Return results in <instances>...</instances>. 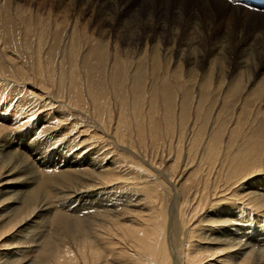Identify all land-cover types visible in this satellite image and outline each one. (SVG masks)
<instances>
[{
	"label": "rangeland",
	"instance_id": "rangeland-1",
	"mask_svg": "<svg viewBox=\"0 0 264 264\" xmlns=\"http://www.w3.org/2000/svg\"><path fill=\"white\" fill-rule=\"evenodd\" d=\"M226 3L0 0V99L12 101L9 113L0 109V124L5 127H0V136L14 131L15 140L27 141L24 147L9 149L10 160L25 159L30 175L39 177L57 168L80 167L74 154L90 146L95 148L94 164L120 178L106 184L96 181V187L87 190L88 198H100L99 191L117 187L115 194L128 196L120 209L145 212L142 198L153 197L146 202L156 201L154 208L162 220L168 223L174 208L178 222L180 212L192 218L187 228L192 222L224 218L218 210L240 206L237 197L247 188L260 192L264 188V11L245 13ZM36 129L52 146L44 151L43 162L35 160L34 147L28 143ZM97 163L85 167L101 170ZM145 184L155 188V195L150 196ZM37 185L33 181L21 188ZM49 185L43 186L41 196L50 207L25 229L28 238L25 233L17 238L12 230L0 241L7 239L9 248H26L17 255L28 258L24 264L46 259V245L30 249L41 240L34 238L31 228L35 232L37 225L43 226V233H52L57 211L83 219L91 210L78 209V201L66 203L61 197L64 188ZM218 190L225 191L215 194ZM225 195L230 198L224 199ZM4 197L0 195V215L7 212ZM251 215V224L264 231V217ZM95 217L90 221L100 223L103 234L108 222ZM58 232L66 245L78 247L80 231ZM48 259L45 263L53 261Z\"/></svg>",
	"mask_w": 264,
	"mask_h": 264
},
{
	"label": "bare ground",
	"instance_id": "bare-ground-1",
	"mask_svg": "<svg viewBox=\"0 0 264 264\" xmlns=\"http://www.w3.org/2000/svg\"><path fill=\"white\" fill-rule=\"evenodd\" d=\"M214 1L222 2L224 6L228 4L226 2H229L230 4L233 5V8L235 10H239L243 8V12L245 13L255 12V11H250L249 8L245 6L243 2L247 0H214ZM4 54H8V53H4ZM246 62L247 63L249 62V58L246 60ZM38 93L37 96H39ZM8 97L10 98V96ZM2 100L0 99V104L2 105L0 109L3 110L2 111L3 113L6 110L7 113H9L8 108L10 107V103H12V101L10 102V100L8 99L3 101ZM17 105L19 106V104ZM52 105L55 106L54 103ZM50 118H52V116ZM60 118L63 117L61 116ZM0 127L2 130L3 129L5 130L4 125L2 126V124H0ZM37 130L38 129H36L34 136L31 135V139L30 141H28V143L29 144L32 143L34 147L33 155L35 157V160L43 162L45 161L43 157L44 151H46V148H49L47 150H51L50 148H52V146L50 147L49 145H46L47 141L46 142L44 141L45 140L44 134L41 135V133H39ZM13 132L14 131H12V134L9 133L6 136L5 135L0 136V150H1L0 154H2L0 155L2 156V159L0 157L1 159L0 160V195L7 197V198L4 197L5 200L3 199V201L6 203V205L4 206V210H7V212L0 215L1 218L0 241L4 237L3 235L5 233L9 234L8 232H11L12 230L15 231L13 236H16L17 238L18 237L21 238L22 233L23 234L25 233L24 234L25 237L29 236L28 235L29 230L25 231V229L27 230V228L32 227V226L29 227V225L34 221L36 222L35 218L40 217L42 215V212L50 207V205H48L49 203L45 201V196H41V194L44 192L43 190L47 188L45 187L46 185L56 183L58 186L63 187L64 189L62 188L61 189L63 192H66V194L65 195L63 194V196L61 197L64 198L63 200L66 203L69 200H71L72 202L78 201L80 202V204L77 207L78 209L83 208L87 210L91 208V210H89L90 213L87 210L88 216H86L83 219L82 218L70 219L69 216L65 215V213H61L60 211H57L53 216V220H54L53 222H55L58 229L56 228L57 230L55 229L52 233L50 232L49 233L46 232L47 234L43 233L44 230L40 228L43 226L37 225L38 227L36 226L35 232H33L31 228L30 231L34 234V238L36 236L38 237L37 239L41 238L40 240L41 242L39 241L38 243L35 244L33 243L34 245H30L31 246L30 249H32V246L35 245L38 246L43 245V247L44 245H46L47 247L45 250L46 259L41 260L40 258H38V260L39 259L41 260V262L38 264H83V262L84 263L86 262L85 264H87V262H90L91 264H264V231L261 229L260 225L254 226V224H251L254 218H252V220H249V216H252L251 214H255V213L257 215L264 217V202H263L264 188L261 189L260 192H255L249 190L246 187L247 190H245V192H243L242 194H239L237 197V200L240 203L237 205L240 206L237 207L232 205L233 206L232 208L221 207L218 210L219 212L222 213L224 218L219 220L218 219L205 220V222H203L204 224H200V222L198 224H195L194 222H192L191 226L187 228V225L190 223L192 218H190V216L189 218H187L185 216L186 214L180 212L179 214L181 215V221L178 222L176 219L177 214H175L176 211L174 208L170 210L173 215L171 213L169 214V216L172 219L170 218L171 220L169 222L167 220L168 223H166V220L165 221L162 220L159 211H155L154 208V204H156L155 203L156 201L154 200L155 201L154 202L153 200H151L149 202H146L149 199H153V197L149 198L147 196L148 200H143L146 197L142 198L141 201H144L143 205L147 207V211L145 212L143 211L144 213L142 211L139 212L133 209L131 210L130 209L123 210V208L120 209V204L123 201H125V199L128 198V196L121 195L118 193L115 194L117 190L115 188L117 187H113V188L111 187L109 189L105 188L107 191H105V189L99 191L98 195L100 198L97 197L94 198L92 196H91L92 198H88V196H86L87 192L90 191L89 190L90 188L96 187V184H94L96 181L98 182V180H100L102 181L103 184H106L111 181H116L120 178L119 176H117L118 173H115V171H112V173L106 172L105 167H102V165H99L97 162L96 163L98 165V168L99 169L102 168L101 170L97 171L94 168L90 169L91 167L90 168L85 167L86 164L88 163L94 164L95 161L94 157L92 156L94 155L95 148L91 150L90 146H87L83 149L82 148L77 149L74 154L75 163L76 162L79 163L81 168L80 167L72 168V166L65 168L66 162L64 161V159L61 158L62 160L61 165H63L65 169L59 170L55 166V169L57 168L56 170H49L48 172L46 171L47 172L46 174L42 173L43 175L39 176L41 181H38L37 173L36 174L34 173V175H30V173L28 172L29 167L27 166V164L25 163L23 164V161L25 160L24 158H23L24 160L21 159L18 162L16 161L17 163H13L10 160L9 149L12 147L14 149L17 146H18L17 148L24 147L25 143H27V141L26 142L22 141V139L19 138L15 140L16 137L15 135H13ZM63 136H65V134ZM58 138L56 139L58 140ZM64 138L65 137H63L62 139ZM52 140L54 141L55 138ZM72 143L74 142L72 141ZM71 147L72 146H70V149L72 150ZM60 149H62V147ZM55 152H59V151H55ZM16 153L17 152H15V154ZM22 156H23L22 152L19 153L18 157L22 158ZM71 161L73 162V160ZM238 164L239 162H237L236 165ZM116 165L115 166L113 165L114 166L113 169H116L117 167ZM36 171H38V168L36 169ZM136 174H140V173L136 172ZM139 177L140 176H137V178ZM33 181L38 182L39 185L31 189H28L26 187L21 188V186H25ZM134 183L138 184L137 182ZM49 188L50 185L48 186V189ZM145 189H147L146 191H148L150 196L155 195L154 194L155 192L153 193V191H155V188H153L151 185H146ZM224 191L225 190L222 191L218 190V192H216L215 194H219L221 192L224 193ZM227 198L230 197H226L225 195L224 199ZM233 198L235 197L233 196ZM254 199H256L259 202V204L254 203ZM95 203L98 204V206H104V207L112 206V208L110 207L109 208L107 207L105 209L103 208L104 210L99 209L98 207L95 208L96 205ZM91 214H93V216ZM96 215L102 216L103 220L102 219L101 220L108 222L106 231H104L103 234L99 232L100 223L96 224V222L92 220L93 224H91L92 222L90 220L92 219V217H95ZM86 223H88L89 225ZM198 226H200V229L198 230L195 229ZM71 228H74V230L78 232L80 231L82 233L81 238H79L78 247L73 246L72 248V246L66 245V242H63L62 240L63 239L61 237L62 235L58 232L59 230L68 231ZM198 231L201 233H207V236H202L201 233L198 234ZM179 239L181 241L180 245H176V241H178ZM27 240L28 239H26V243ZM18 241H22V240L18 239ZM18 241L17 243H19ZM35 241L36 240H34V242ZM2 242L3 243L0 244V264H24L29 261L28 258H26L25 256L21 258L17 257L19 252L22 251L25 252L24 250L26 248L24 249V247H22L23 248L22 249L19 247H15L17 245L11 246L12 243H10L11 247L9 248L7 247V245L9 244L6 243L7 239H5V241L2 240ZM20 244L22 243L20 242ZM4 245H6V248ZM14 256L17 257L15 260L13 259ZM50 257L52 258L53 261L45 263L46 261L50 260L48 259ZM32 259L31 261L35 260ZM29 264H34V262Z\"/></svg>",
	"mask_w": 264,
	"mask_h": 264
}]
</instances>
